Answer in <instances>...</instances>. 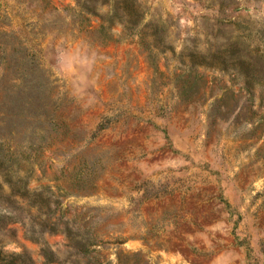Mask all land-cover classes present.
I'll list each match as a JSON object with an SVG mask.
<instances>
[{
  "label": "rangeland",
  "instance_id": "obj_1",
  "mask_svg": "<svg viewBox=\"0 0 264 264\" xmlns=\"http://www.w3.org/2000/svg\"><path fill=\"white\" fill-rule=\"evenodd\" d=\"M125 1L0 0L1 249L264 264V0Z\"/></svg>",
  "mask_w": 264,
  "mask_h": 264
},
{
  "label": "trees",
  "instance_id": "obj_2",
  "mask_svg": "<svg viewBox=\"0 0 264 264\" xmlns=\"http://www.w3.org/2000/svg\"><path fill=\"white\" fill-rule=\"evenodd\" d=\"M84 8L88 10L91 8L86 5H82ZM123 12L125 13V19L122 18V15L116 11H112V14L108 18V21L111 22L114 18H118V20L123 21V27L133 31L139 25L141 13L139 9L135 6L133 0H126L125 3L122 5ZM101 29H106L104 24L100 25ZM92 241L84 236H81L77 233L74 239V246L77 247L79 250L83 252H87L89 246L91 245ZM0 264H23L20 258L13 254H6L0 247Z\"/></svg>",
  "mask_w": 264,
  "mask_h": 264
}]
</instances>
